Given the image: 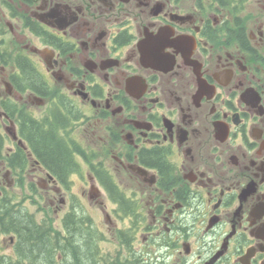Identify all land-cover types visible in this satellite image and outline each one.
Wrapping results in <instances>:
<instances>
[{"label": "flooded vegetation", "instance_id": "obj_1", "mask_svg": "<svg viewBox=\"0 0 264 264\" xmlns=\"http://www.w3.org/2000/svg\"><path fill=\"white\" fill-rule=\"evenodd\" d=\"M15 188L54 264H264V0H0V262L37 264Z\"/></svg>", "mask_w": 264, "mask_h": 264}, {"label": "trees", "instance_id": "obj_2", "mask_svg": "<svg viewBox=\"0 0 264 264\" xmlns=\"http://www.w3.org/2000/svg\"><path fill=\"white\" fill-rule=\"evenodd\" d=\"M44 151H42L43 159L54 168L70 165V158L64 152L63 147L53 138H44L40 141ZM11 205L6 206V223L5 218L1 224H6V228H12L19 236L18 249L24 258L30 262L37 261V264H54L52 246L48 240L43 238L45 235L43 230L38 226L37 216L32 214L28 209H24L23 204H18L17 201H10ZM9 210V212L7 211ZM16 211V212H14ZM23 211H25L23 213ZM52 224L51 221L44 225ZM76 255L71 257L73 264H96L94 263V253L96 247L93 242H88L87 239H80L76 242ZM0 264H2L0 262ZM6 264H12L6 261ZM36 264V263H35Z\"/></svg>", "mask_w": 264, "mask_h": 264}, {"label": "rangeland", "instance_id": "obj_3", "mask_svg": "<svg viewBox=\"0 0 264 264\" xmlns=\"http://www.w3.org/2000/svg\"><path fill=\"white\" fill-rule=\"evenodd\" d=\"M88 185H85L83 184V182H80L78 185H74L72 187V191L73 193L69 194V195H73L75 197H77V199H82L83 201H85V197H83V192L85 194L89 193L90 189ZM20 188H15V189H12L10 190L12 193L14 194H17L15 195L17 197V203L20 204L22 203L23 204V207L24 209H28L31 213H37L38 210L40 209V206L43 205L44 203H38V202H35L33 199L32 200H28V196L26 195L27 193L24 192L25 194L23 195L22 194V191L19 190ZM86 191V192H85ZM79 197V198H78ZM88 197V196H87ZM74 198V197H73ZM80 201V200H79ZM96 201H90V200H86L85 203H86V209H88L89 211V214L92 218V223L94 225H99V220L102 219L101 215H100V206L98 203H95ZM47 203V202H46ZM49 203V202H48ZM79 204H81V201L79 202ZM45 205V204H44ZM39 213V212H38ZM46 216V217H45ZM51 215L46 213V214H39L38 215V221H43V218H46L48 219V221H51V219H53L52 217H50ZM102 221V220H101ZM9 237L11 236H1L0 237V254L6 249L9 247ZM114 248L112 247V250ZM105 250L107 251H110V248L107 246L105 248ZM10 253V251H8ZM24 264V263H23ZM56 264H61L60 261H57ZM63 264H66V262H63Z\"/></svg>", "mask_w": 264, "mask_h": 264}]
</instances>
